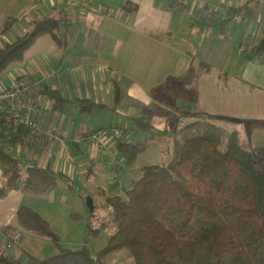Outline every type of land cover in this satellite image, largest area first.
Segmentation results:
<instances>
[{"label": "crops", "instance_id": "0c3cea01", "mask_svg": "<svg viewBox=\"0 0 264 264\" xmlns=\"http://www.w3.org/2000/svg\"><path fill=\"white\" fill-rule=\"evenodd\" d=\"M88 1L91 9L83 12L72 7L71 0H0V47L42 15L63 11L64 20L70 18L60 26L62 45L41 36L24 60L0 77V83L10 86L19 76L31 75L40 86L37 101L50 105L44 121L59 135L48 141L25 129L24 137L11 141L0 133V144L27 163L63 173L69 181L88 179L97 161L108 158L113 168L118 165L121 142L143 139L133 129V118L147 116L155 129L166 133L171 121L187 111L230 119V130L264 149V54L248 58L246 52L264 34V0H191L193 5L184 0ZM201 5L217 9L219 19L209 23L200 17ZM241 7L247 19L231 20ZM10 18L15 23L5 31ZM199 60L212 69L197 82L179 85L173 80ZM48 88L68 100L63 108H54L44 92ZM79 100L98 106L82 110ZM97 129L106 135L107 146L101 150L86 136ZM22 196L25 200V190L15 189L0 197V218L9 217L0 227L28 205L22 204Z\"/></svg>", "mask_w": 264, "mask_h": 264}, {"label": "trees", "instance_id": "16d2710c", "mask_svg": "<svg viewBox=\"0 0 264 264\" xmlns=\"http://www.w3.org/2000/svg\"><path fill=\"white\" fill-rule=\"evenodd\" d=\"M63 13L34 19L30 29L0 47V77L22 62L41 36L64 43L59 32ZM14 23L8 19L4 30ZM246 52L248 58L263 55L264 34ZM211 69L206 61H192L173 80L193 84ZM44 92L54 108L68 102L55 89ZM115 92L121 89L116 87ZM78 103L86 111L98 106L85 100ZM229 122L221 116L182 111L165 133L147 116L133 118V129L146 136L120 143L126 162L132 163L154 143L161 145L164 158L142 165V176L123 194L107 196L104 206L113 233L106 244L93 252L86 238L79 249L66 247L40 212L22 205L16 212L18 228L50 239L58 252L44 257L28 253L24 258L0 249V264H120L110 260L119 252H124L123 264H264V149L245 142L238 131L228 128ZM0 165L4 177L0 197L15 189L48 193L67 180L63 173L27 163L2 144Z\"/></svg>", "mask_w": 264, "mask_h": 264}, {"label": "rangeland", "instance_id": "374dc122", "mask_svg": "<svg viewBox=\"0 0 264 264\" xmlns=\"http://www.w3.org/2000/svg\"><path fill=\"white\" fill-rule=\"evenodd\" d=\"M137 133H142L143 138L146 136L141 130ZM118 156L120 162L115 168L113 161L108 158L97 161L94 173L88 179L60 180L57 187L48 193L27 194L25 190V200L22 196V204H28L27 206L40 212L49 221L52 229L59 235L62 245L79 249L88 238L87 244L95 252L106 244L108 237L113 233L109 223L110 216L104 206L107 196L115 191L123 194L124 189L131 187L135 180L142 176V165L164 158L159 143H154L140 152L130 164L122 153ZM89 200L93 201L92 209ZM13 204L12 199L6 206L10 208ZM4 220L8 221L9 217L0 218V224L5 222ZM7 224L0 227L2 251L24 258L28 253L44 257L58 252L56 244L50 239L35 237L30 232L18 228L16 217ZM123 257L124 252H119L110 257V260L123 264L126 262L121 261Z\"/></svg>", "mask_w": 264, "mask_h": 264}, {"label": "built area", "instance_id": "2783aa9c", "mask_svg": "<svg viewBox=\"0 0 264 264\" xmlns=\"http://www.w3.org/2000/svg\"><path fill=\"white\" fill-rule=\"evenodd\" d=\"M184 2L193 5L191 0H184ZM71 6L77 7L83 12L91 9L88 0H71ZM101 10L106 12V8ZM197 12L209 23L219 19L217 9L207 5L199 6ZM247 16V11L241 8L232 14L231 20H246ZM63 23H70V18H66ZM39 90L38 83L28 74L19 76L10 86L0 83V133L8 140L11 141L16 136L24 137L21 133L25 129L33 131L48 141H52L59 135L52 125L44 121L50 105L37 101L35 95ZM86 136L92 145L100 150L107 146L103 129L89 131Z\"/></svg>", "mask_w": 264, "mask_h": 264}, {"label": "water", "instance_id": "95a60500", "mask_svg": "<svg viewBox=\"0 0 264 264\" xmlns=\"http://www.w3.org/2000/svg\"><path fill=\"white\" fill-rule=\"evenodd\" d=\"M89 205H90V207H91V209H92V207H93V201L92 200H89Z\"/></svg>", "mask_w": 264, "mask_h": 264}]
</instances>
